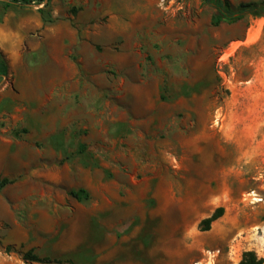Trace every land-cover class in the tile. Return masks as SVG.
Instances as JSON below:
<instances>
[{
  "label": "rangeland",
  "instance_id": "374dc122",
  "mask_svg": "<svg viewBox=\"0 0 264 264\" xmlns=\"http://www.w3.org/2000/svg\"><path fill=\"white\" fill-rule=\"evenodd\" d=\"M159 1L0 0V264L264 259V200L247 195H264V114L248 113L264 17L213 26L203 0Z\"/></svg>",
  "mask_w": 264,
  "mask_h": 264
},
{
  "label": "trees",
  "instance_id": "16d2710c",
  "mask_svg": "<svg viewBox=\"0 0 264 264\" xmlns=\"http://www.w3.org/2000/svg\"><path fill=\"white\" fill-rule=\"evenodd\" d=\"M42 1V0H41ZM32 0H12V3L18 5H27ZM207 5L213 8V14L211 17V24L218 26L221 23L234 24L242 20L246 15L255 17H264V0H256L250 2H241L236 7H232L228 0H203ZM48 4L45 2V5ZM42 12V10H39ZM7 73V65L0 53V77ZM11 182L8 179H2L0 181V189L7 183ZM77 201H82L88 198V193L85 189L73 190L69 193ZM224 213V208L218 207L213 213L202 219L199 223V227L202 231H208L211 228V224L220 218ZM22 260L25 263H50L51 261L46 258H40L33 254V250L27 251ZM60 263L59 261H54ZM238 264H264V259L259 257L254 250H246L241 253Z\"/></svg>",
  "mask_w": 264,
  "mask_h": 264
},
{
  "label": "bare ground",
  "instance_id": "6f19581e",
  "mask_svg": "<svg viewBox=\"0 0 264 264\" xmlns=\"http://www.w3.org/2000/svg\"><path fill=\"white\" fill-rule=\"evenodd\" d=\"M255 60V59H254ZM258 60V59H257ZM237 62V61H236ZM262 62V61H261ZM257 63H260V62H257ZM260 65V64H259ZM263 65V64H262ZM252 66H253V63H252ZM260 67H262V66H260ZM259 66L256 68V69H259L260 68ZM245 70L246 71H249L250 70V67H246L245 68ZM262 70V69H261ZM262 72V71H261ZM254 73V72H253ZM256 73H257V75L256 76H260L259 75V73H260V70L258 71H256ZM263 73V72H262ZM254 77H256L255 75H253ZM263 77H264V75H263ZM262 77V78H263ZM259 78V77H258ZM261 78V79H262ZM252 81H253V79H252ZM259 81V80H258ZM262 81H264V80H262ZM245 82V81H244ZM251 83V82H250ZM247 85V84H246ZM249 88H251V89H254L255 90V92H254V94H253V98L252 97H250L249 96V98H251V101H252V104L250 105L252 108H251V110H249L248 111V113H250L249 115H251V119H250V121L251 122H254L255 120L257 121V119L259 118V117H261V115L262 114H264V82H261L259 85H257L256 84V82L254 83V85L252 84ZM251 89H250V91H251ZM248 93V92H247ZM245 95H246V93H245ZM244 95V96H245ZM242 97V96H241ZM245 99H246V97H245ZM241 101V100H240ZM246 101H248V99L246 100ZM245 101V102H246ZM243 103V102H242ZM251 103V102H250ZM249 103V104H250ZM245 104V103H244ZM248 104V105H249ZM246 106V105H245ZM237 107V106H236ZM250 108V107H249ZM245 113V112H244ZM243 113V114H244ZM237 117H240V116H237ZM248 117V116H247ZM245 118V117H244ZM241 119V118H240ZM246 119V118H245ZM238 120V119H237ZM259 120V119H258ZM249 121V120H248ZM250 122V123H251ZM243 123V122H242ZM262 123H264V122H262ZM244 124V123H243ZM251 125V124H250ZM249 125V126H250ZM264 125V124H263ZM262 125V126H263ZM248 126V125H247ZM253 127V126H252ZM255 127V126H254ZM251 128V127H250ZM256 128V127H255ZM248 130V129H247ZM256 131V130H255ZM255 133V132H254ZM254 137V136H253ZM252 137V138H253ZM248 139H250V138H248ZM254 141H256L255 139H254ZM240 144V143H239ZM222 149V148H221ZM219 153V152H218ZM217 154V153H216ZM225 155V154H224ZM220 156V155H219ZM222 157V156H221ZM212 158H214L213 157V155H212ZM223 158V157H222ZM208 160H210V159H208ZM218 160V159H217ZM223 161V160H222ZM209 162V161H208ZM211 164V163H210ZM209 164V165H210ZM213 164V163H212ZM215 165H216V163H215ZM209 167V166H208ZM222 168V167H221ZM212 170H214V169H212ZM210 171V170H209ZM208 173V172H207ZM229 173V172H228ZM213 177V176H212ZM211 180V179H210ZM240 195V194H239ZM180 255V254H179ZM185 255V254H184ZM194 256V255H193ZM191 258V257H190Z\"/></svg>",
  "mask_w": 264,
  "mask_h": 264
},
{
  "label": "crops",
  "instance_id": "0c3cea01",
  "mask_svg": "<svg viewBox=\"0 0 264 264\" xmlns=\"http://www.w3.org/2000/svg\"><path fill=\"white\" fill-rule=\"evenodd\" d=\"M148 1H153V0H148ZM161 251L162 252L164 251L163 252L164 254L174 253L173 251L164 250V249H162ZM93 256H94L93 257L94 264H142L141 262L133 261L132 259H130L129 258L130 256L128 255V250L126 249L108 250L103 253L95 252ZM145 264H153V263L150 262Z\"/></svg>",
  "mask_w": 264,
  "mask_h": 264
},
{
  "label": "built area",
  "instance_id": "2783aa9c",
  "mask_svg": "<svg viewBox=\"0 0 264 264\" xmlns=\"http://www.w3.org/2000/svg\"><path fill=\"white\" fill-rule=\"evenodd\" d=\"M172 2H173V0H160L159 6L163 7V9L167 11L169 8H171L170 4ZM247 195H248V197L251 198L252 203H258V202H262L264 200V195H260L259 193L255 192L254 190H252L251 192H248ZM217 253H218V251H207L205 254L206 264L207 263H213L217 257Z\"/></svg>",
  "mask_w": 264,
  "mask_h": 264
}]
</instances>
